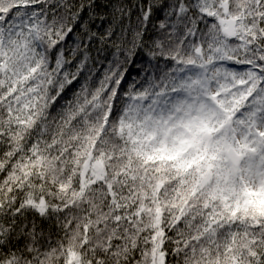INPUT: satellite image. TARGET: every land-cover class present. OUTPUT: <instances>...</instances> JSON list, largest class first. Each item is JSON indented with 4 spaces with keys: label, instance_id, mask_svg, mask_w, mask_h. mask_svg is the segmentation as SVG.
I'll list each match as a JSON object with an SVG mask.
<instances>
[{
    "label": "snow or ice",
    "instance_id": "1",
    "mask_svg": "<svg viewBox=\"0 0 264 264\" xmlns=\"http://www.w3.org/2000/svg\"><path fill=\"white\" fill-rule=\"evenodd\" d=\"M0 264H264V0H0Z\"/></svg>",
    "mask_w": 264,
    "mask_h": 264
}]
</instances>
